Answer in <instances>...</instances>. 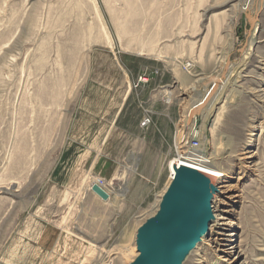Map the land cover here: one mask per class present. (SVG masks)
Listing matches in <instances>:
<instances>
[{"label":"rangeland","instance_id":"rangeland-1","mask_svg":"<svg viewBox=\"0 0 264 264\" xmlns=\"http://www.w3.org/2000/svg\"><path fill=\"white\" fill-rule=\"evenodd\" d=\"M226 64L200 118L230 91L246 136L231 154L197 138L229 192L181 264H233L210 241L231 233L264 264V0H0V264H131Z\"/></svg>","mask_w":264,"mask_h":264},{"label":"water","instance_id":"water-1","mask_svg":"<svg viewBox=\"0 0 264 264\" xmlns=\"http://www.w3.org/2000/svg\"><path fill=\"white\" fill-rule=\"evenodd\" d=\"M228 68L226 64L221 77L212 83L203 100L198 103L197 118H187L188 127L194 123L193 129L197 130L202 110L217 92ZM218 184L208 175L185 167L177 169L155 216L145 220L136 231L138 255L131 264H181L184 256L208 232L212 220V202L219 194ZM90 189L102 201L110 197L96 183Z\"/></svg>","mask_w":264,"mask_h":264},{"label":"crops","instance_id":"crops-1","mask_svg":"<svg viewBox=\"0 0 264 264\" xmlns=\"http://www.w3.org/2000/svg\"><path fill=\"white\" fill-rule=\"evenodd\" d=\"M238 88H241V86L239 85ZM229 93L230 91H228L225 98H222L221 103L212 113L204 111L203 116L200 118L201 124L197 130L198 138L203 144L209 145L214 152L226 154L239 153L240 142L235 138L246 136L244 133L246 130L241 126V123H244L240 120L242 116L236 114L242 104H245V99L241 98L240 95L236 97L237 99H229ZM172 122L170 118H167V126L158 130L160 136L162 133L165 137L173 134L174 130L172 131L169 125L171 124L173 129ZM192 126L185 128L187 135L193 131ZM174 135L173 137H175ZM171 148L173 146L169 147L170 150Z\"/></svg>","mask_w":264,"mask_h":264},{"label":"bare ground","instance_id":"bare-ground-1","mask_svg":"<svg viewBox=\"0 0 264 264\" xmlns=\"http://www.w3.org/2000/svg\"><path fill=\"white\" fill-rule=\"evenodd\" d=\"M197 109H198V104L196 105V108H195V106H193L190 109L189 114H191L192 111L196 112ZM206 162L207 161H203L202 165H200V163H191L188 160H185L182 157V155H178V157H175V158L171 159L169 164H168L169 171H170V179H172V175L175 174V171L177 169L181 168V167H185V168L191 169L193 171L208 175V176L214 178L215 181L218 182V183H219V180H224L225 179V176H224V174L221 171H219V170L207 165ZM217 190L219 191V193H222V194L229 192V189L228 188L225 189V186H220V183L217 185ZM217 194H216L215 198L213 199V201L216 199ZM234 197H236V196H234ZM212 204H213V202H212ZM212 208H213V206H212ZM219 219L226 220V218H223V217H221ZM220 236H221V234H220ZM235 236H236L235 233H231L229 235V239L228 240H224L223 241L222 239H220V240L217 241V238H216V239H213V240H210V241L213 244H215V247L217 248V251L220 253V255L224 259V261H229V263H233V264H240L239 263V258H240V254L241 253H240V251H239V249L237 247ZM198 243L196 244V246L198 245ZM196 246H195V248H196ZM136 252H137V248H136ZM137 255H138V252H137Z\"/></svg>","mask_w":264,"mask_h":264},{"label":"built area","instance_id":"built-area-1","mask_svg":"<svg viewBox=\"0 0 264 264\" xmlns=\"http://www.w3.org/2000/svg\"><path fill=\"white\" fill-rule=\"evenodd\" d=\"M191 65L189 63L184 65V68H190ZM149 120L145 119V121H143L142 126H147L149 124ZM198 135H197V131L193 129V131L191 132V134L186 137V140L184 141V145H187L186 148V153L187 155V160L191 163H202L204 160L200 155H197L196 153H194L195 151L197 152L199 149V145L200 142L197 140ZM94 183H96L97 185H99L101 188L106 189L105 184L103 183V181L101 180H97ZM107 190V189H106ZM108 191V190H107ZM109 193V191H108Z\"/></svg>","mask_w":264,"mask_h":264}]
</instances>
